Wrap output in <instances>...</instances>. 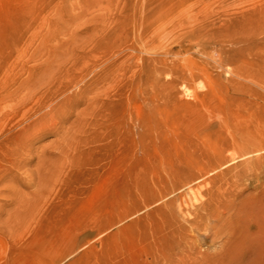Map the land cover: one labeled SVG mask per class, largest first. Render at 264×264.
Returning a JSON list of instances; mask_svg holds the SVG:
<instances>
[{"label":"bare ground","instance_id":"1","mask_svg":"<svg viewBox=\"0 0 264 264\" xmlns=\"http://www.w3.org/2000/svg\"><path fill=\"white\" fill-rule=\"evenodd\" d=\"M200 2L190 12L182 0L159 2L161 10H148L130 47H101L95 60L82 57L71 68L62 64L16 83L2 77L0 106L8 108L0 107V168L6 174L10 167L26 170L29 138L58 121L65 131L54 146L58 151L45 152L39 163L52 165L54 184L71 181L91 153L99 168H120L122 177L111 187L118 211L108 220L124 221L146 209L123 228L130 232V253L139 250L154 262L178 253L176 264H239L264 253V0L222 12ZM138 51L150 56L132 71ZM216 67L226 74H218V84L222 80L234 93L220 115L200 119L192 133L167 109L157 119L160 107L148 100L150 85L170 102L171 85L188 91L202 75L213 79ZM163 73L171 78L161 83ZM136 102L137 151L130 144ZM78 103L87 107L68 125ZM250 264L262 262L253 257Z\"/></svg>","mask_w":264,"mask_h":264},{"label":"rangeland","instance_id":"2","mask_svg":"<svg viewBox=\"0 0 264 264\" xmlns=\"http://www.w3.org/2000/svg\"><path fill=\"white\" fill-rule=\"evenodd\" d=\"M161 1L171 0H0V79L7 77L16 83L32 73L54 72L62 64L71 68L82 57L95 60L101 47H130L145 28L148 10H161ZM182 1L187 12L197 11L200 1L206 2L210 11L222 12L257 0ZM136 54L139 57L129 63L132 71L143 57L150 56L141 51ZM212 70L215 80L202 75L188 83V91L180 83L171 85L170 102L161 100L149 83L148 100L156 101L160 107L155 110L157 119L161 120L162 110L167 109L176 118L174 122L192 133L193 126L200 128V119L212 121L214 114L220 115L224 101L230 103L226 96L234 93H227L222 80L218 84V74L226 76L224 69ZM160 77L161 83L171 78L164 73ZM76 106L69 110L68 125L87 107L85 103ZM139 106L136 102L130 108L134 129L130 144L136 151L138 128L134 124ZM64 135V126L57 121L41 135L29 138L28 149L33 152L26 153L30 161L26 170L10 167L6 174L7 169L0 168V264H176L178 253L162 255L157 262L139 250L130 253V232L123 228L139 220L146 209L132 213L124 221L108 220L111 213L118 211L111 200V187L122 177L120 168L115 172L99 168L91 153L84 156L71 181L63 179L54 184L49 180L52 165L39 161L45 152L58 151L54 146ZM253 257L264 264V253L249 254L239 264H250Z\"/></svg>","mask_w":264,"mask_h":264}]
</instances>
